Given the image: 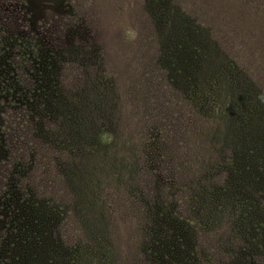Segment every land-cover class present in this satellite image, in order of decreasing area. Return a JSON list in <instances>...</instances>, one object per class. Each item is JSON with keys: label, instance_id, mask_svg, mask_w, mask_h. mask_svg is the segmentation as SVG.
<instances>
[{"label": "rangeland", "instance_id": "rangeland-1", "mask_svg": "<svg viewBox=\"0 0 264 264\" xmlns=\"http://www.w3.org/2000/svg\"><path fill=\"white\" fill-rule=\"evenodd\" d=\"M0 264H264V0H0Z\"/></svg>", "mask_w": 264, "mask_h": 264}]
</instances>
